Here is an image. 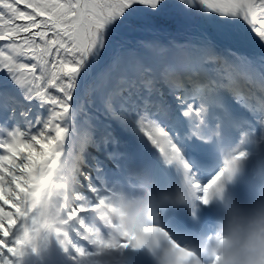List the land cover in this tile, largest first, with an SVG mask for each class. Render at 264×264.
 I'll use <instances>...</instances> for the list:
<instances>
[{"label": "snow or ice", "instance_id": "1", "mask_svg": "<svg viewBox=\"0 0 264 264\" xmlns=\"http://www.w3.org/2000/svg\"><path fill=\"white\" fill-rule=\"evenodd\" d=\"M145 186L166 235L264 188V0H0V264H146Z\"/></svg>", "mask_w": 264, "mask_h": 264}, {"label": "clouds", "instance_id": "2", "mask_svg": "<svg viewBox=\"0 0 264 264\" xmlns=\"http://www.w3.org/2000/svg\"><path fill=\"white\" fill-rule=\"evenodd\" d=\"M180 192L188 196L186 187L173 192L141 187L124 203L113 201L115 211L104 208L101 212L137 237L135 247L125 251L141 254L146 264H264V188L243 200L227 190L221 195L214 188L209 195L210 204L216 206L211 225L167 235L166 229L145 232L149 225L163 226L158 211L163 203L185 206ZM114 236L120 233L114 232Z\"/></svg>", "mask_w": 264, "mask_h": 264}]
</instances>
